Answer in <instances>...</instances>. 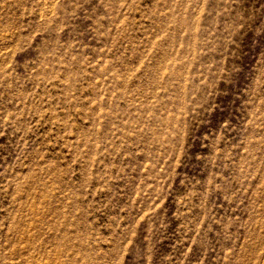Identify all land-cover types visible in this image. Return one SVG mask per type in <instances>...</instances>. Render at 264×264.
<instances>
[{"label": "rangeland", "instance_id": "374dc122", "mask_svg": "<svg viewBox=\"0 0 264 264\" xmlns=\"http://www.w3.org/2000/svg\"><path fill=\"white\" fill-rule=\"evenodd\" d=\"M0 264H264V0H0Z\"/></svg>", "mask_w": 264, "mask_h": 264}]
</instances>
